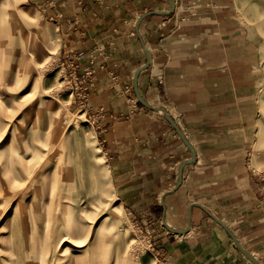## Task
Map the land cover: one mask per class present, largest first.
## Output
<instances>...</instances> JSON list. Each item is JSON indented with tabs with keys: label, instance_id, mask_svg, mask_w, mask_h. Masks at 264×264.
I'll return each instance as SVG.
<instances>
[{
	"label": "crops",
	"instance_id": "crops-1",
	"mask_svg": "<svg viewBox=\"0 0 264 264\" xmlns=\"http://www.w3.org/2000/svg\"><path fill=\"white\" fill-rule=\"evenodd\" d=\"M34 1L56 19L64 56L74 60L78 75L92 71L85 86V111L98 120L97 138L112 183L133 218L152 229L168 263L254 264L213 214L264 264L258 184L242 163L235 164L243 84L223 87L225 66L206 69L211 48L192 37L195 31L206 32L205 21L198 19L210 16L211 6L201 5L198 19H189L181 28L188 0H176L171 15L148 16L137 28L145 13L170 10L169 0ZM144 44L151 64L139 76L140 92L150 105L168 111L197 152L175 192L179 166L192 153L163 113L137 98L134 77L147 62ZM197 55L207 59L201 68L193 62ZM193 204L200 206L193 207L191 229L171 232L166 225L188 227Z\"/></svg>",
	"mask_w": 264,
	"mask_h": 264
},
{
	"label": "rangeland",
	"instance_id": "rangeland-1",
	"mask_svg": "<svg viewBox=\"0 0 264 264\" xmlns=\"http://www.w3.org/2000/svg\"><path fill=\"white\" fill-rule=\"evenodd\" d=\"M187 2L181 28L211 6L198 19L206 32L192 36L211 48L206 69L225 66L223 87L243 84L235 164L254 175L264 215V0ZM48 11L0 0V264H169L117 195L85 111L92 71L78 75L65 58Z\"/></svg>",
	"mask_w": 264,
	"mask_h": 264
},
{
	"label": "water",
	"instance_id": "water-1",
	"mask_svg": "<svg viewBox=\"0 0 264 264\" xmlns=\"http://www.w3.org/2000/svg\"><path fill=\"white\" fill-rule=\"evenodd\" d=\"M169 2L171 3V8L168 11H150L148 13H145L143 16H141L138 20L137 23V28L140 27L141 22L148 16H152V15H171L175 9H176V0H169ZM144 49H145V53L147 56V62L140 67L134 77V89L137 95V98L139 100V102L145 106L146 108L152 110V111H158V112H163V115L165 117V119L173 126V128L178 132V134L180 135V137L183 139V141L186 143V145L188 146V148L190 149L191 153H192V157L184 162H182L179 166V173H178V180H177V185L176 188L173 190V192H175L182 184L183 181V177H184V170L185 167L193 164L196 161L197 158V152L193 146V144L189 141V139L186 137V135L184 134V132L181 130V128L178 126V124L176 123V121L172 118V116L168 113V111L165 108L162 107H156V106H152L150 105L142 96L141 92H140V88H139V76L141 74L142 71L148 69L150 67L151 64V56L150 53L146 47V44H144ZM194 206H200L199 204H193L191 205L190 209H189V221H188V227L184 230H178V229H174L168 225L167 228L174 233H185L188 232L191 229L192 226V210ZM211 216L219 223L221 224L226 231L230 234V236L233 238L236 246L238 247V249L246 256L248 257V259H250L254 264H261L247 249L244 248V246L240 243L239 239L237 238L236 234L233 232V230L226 224L224 223L222 220H220L218 217H216L215 215L211 214Z\"/></svg>",
	"mask_w": 264,
	"mask_h": 264
},
{
	"label": "bare ground",
	"instance_id": "bare-ground-1",
	"mask_svg": "<svg viewBox=\"0 0 264 264\" xmlns=\"http://www.w3.org/2000/svg\"><path fill=\"white\" fill-rule=\"evenodd\" d=\"M29 263V262H28Z\"/></svg>",
	"mask_w": 264,
	"mask_h": 264
}]
</instances>
